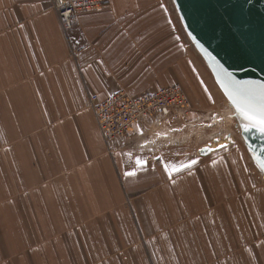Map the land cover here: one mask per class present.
Segmentation results:
<instances>
[{
	"label": "crops",
	"instance_id": "crops-1",
	"mask_svg": "<svg viewBox=\"0 0 264 264\" xmlns=\"http://www.w3.org/2000/svg\"><path fill=\"white\" fill-rule=\"evenodd\" d=\"M106 1L65 30L51 0H0V264H264L246 147L188 155L139 126L104 141L91 96L193 78L217 98L173 0Z\"/></svg>",
	"mask_w": 264,
	"mask_h": 264
},
{
	"label": "water",
	"instance_id": "water-1",
	"mask_svg": "<svg viewBox=\"0 0 264 264\" xmlns=\"http://www.w3.org/2000/svg\"><path fill=\"white\" fill-rule=\"evenodd\" d=\"M174 4L192 45L233 106L245 146L264 174V131L229 96L237 87L233 81L252 89L255 111L249 115L259 119L261 100L255 86L264 84V0H174ZM199 152L206 156L212 150L204 147Z\"/></svg>",
	"mask_w": 264,
	"mask_h": 264
},
{
	"label": "built area",
	"instance_id": "built-area-1",
	"mask_svg": "<svg viewBox=\"0 0 264 264\" xmlns=\"http://www.w3.org/2000/svg\"><path fill=\"white\" fill-rule=\"evenodd\" d=\"M51 1L59 12L65 30L73 27L76 14L101 9L107 3L106 0ZM188 105V97L180 87L151 90L141 95L121 90L106 99L92 96L89 104L109 146L128 137L142 124H166L173 119L188 117ZM149 128L153 130V127Z\"/></svg>",
	"mask_w": 264,
	"mask_h": 264
},
{
	"label": "rangeland",
	"instance_id": "rangeland-1",
	"mask_svg": "<svg viewBox=\"0 0 264 264\" xmlns=\"http://www.w3.org/2000/svg\"><path fill=\"white\" fill-rule=\"evenodd\" d=\"M170 3L172 2L170 1ZM189 47L195 55L197 63L203 68H207L203 59L196 49L194 50L191 43H189ZM191 79L194 81L199 94H194L192 86L189 84L183 87L189 100L188 110L190 116L188 115V117L185 118L173 119L166 124L152 122H150V124H142L139 127L147 129L148 133L146 136L152 140L161 142L165 141L163 138L169 137L171 140L168 142H170L171 145L183 149L182 153L188 155L200 151L204 146L210 148L212 150L211 153L213 154L219 147L228 145L231 140L246 147L240 129L237 126L238 123L235 118L233 107L229 104L218 86H216L217 89H219L217 91L213 81H211L212 88L215 90V96L217 97L215 98V101H212L213 103H211V101L203 96L201 90H199L196 80L193 78ZM149 127H153V130H150ZM251 156L255 162L253 154H251ZM258 171L260 172L261 169H258ZM261 172L260 174H263Z\"/></svg>",
	"mask_w": 264,
	"mask_h": 264
},
{
	"label": "snow or ice",
	"instance_id": "snow-or-ice-1",
	"mask_svg": "<svg viewBox=\"0 0 264 264\" xmlns=\"http://www.w3.org/2000/svg\"><path fill=\"white\" fill-rule=\"evenodd\" d=\"M237 87L234 88V93L230 92L229 96L232 99V102L237 106L238 110L245 115L249 120L253 122L254 125H258L261 129V131H264V84L257 85L255 88L259 89V96L261 100V106L259 109V112L257 113L259 116V119L257 120L254 116L249 115V112L255 111L252 99L255 95V92L252 89L245 88L243 86H240V82L233 81L232 82ZM249 82H245V84H248ZM247 109V111H246ZM138 163H140L138 161ZM196 163V161H192L191 164ZM191 164L181 167H190ZM175 171H179V168H175ZM135 173H129V175H134Z\"/></svg>",
	"mask_w": 264,
	"mask_h": 264
},
{
	"label": "bare ground",
	"instance_id": "bare-ground-1",
	"mask_svg": "<svg viewBox=\"0 0 264 264\" xmlns=\"http://www.w3.org/2000/svg\"><path fill=\"white\" fill-rule=\"evenodd\" d=\"M174 1V0H173ZM175 5V4H174ZM178 12V11H177ZM179 14V13H178ZM180 17V16H179ZM181 20V19H180ZM182 23V22H181ZM183 26V25H182ZM184 28V27H183ZM188 36V35H187ZM189 38V37H188ZM190 40V39H189ZM208 68V67H207ZM217 85V84H216ZM219 88V87H218ZM220 89V88H219ZM221 91V90H220ZM92 97V96H91ZM228 101V100H227ZM230 104V103H229ZM233 107V106H232ZM233 110H234V108H233ZM234 112H235V110H234ZM97 120V119H96ZM98 123V122H97ZM102 134V133H101ZM102 137H103V135H102ZM104 139V138H103ZM105 141V140H104Z\"/></svg>",
	"mask_w": 264,
	"mask_h": 264
}]
</instances>
